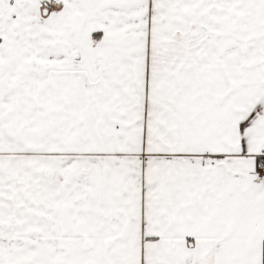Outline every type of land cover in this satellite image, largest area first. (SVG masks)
Masks as SVG:
<instances>
[{
	"label": "snow or ice",
	"instance_id": "obj_1",
	"mask_svg": "<svg viewBox=\"0 0 264 264\" xmlns=\"http://www.w3.org/2000/svg\"><path fill=\"white\" fill-rule=\"evenodd\" d=\"M0 264H264V0H0Z\"/></svg>",
	"mask_w": 264,
	"mask_h": 264
}]
</instances>
